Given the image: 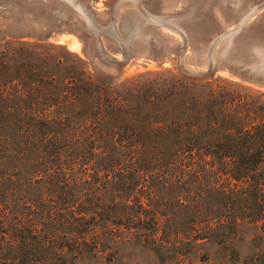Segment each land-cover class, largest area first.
Listing matches in <instances>:
<instances>
[{
  "label": "trees",
  "instance_id": "1",
  "mask_svg": "<svg viewBox=\"0 0 264 264\" xmlns=\"http://www.w3.org/2000/svg\"><path fill=\"white\" fill-rule=\"evenodd\" d=\"M0 52V264H74L104 236L223 244L264 222V96L183 71L97 83Z\"/></svg>",
  "mask_w": 264,
  "mask_h": 264
},
{
  "label": "rangeland",
  "instance_id": "2",
  "mask_svg": "<svg viewBox=\"0 0 264 264\" xmlns=\"http://www.w3.org/2000/svg\"><path fill=\"white\" fill-rule=\"evenodd\" d=\"M37 44L56 58H81L111 87L160 70L209 73L264 96V0H0V52L17 64ZM74 264H264V222L230 240L171 234L149 244L104 236Z\"/></svg>",
  "mask_w": 264,
  "mask_h": 264
}]
</instances>
